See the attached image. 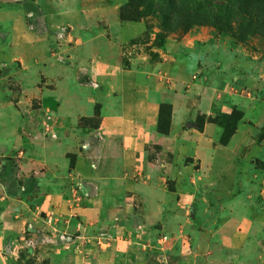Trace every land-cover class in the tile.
I'll return each instance as SVG.
<instances>
[{
  "label": "crops",
  "instance_id": "0c3cea01",
  "mask_svg": "<svg viewBox=\"0 0 264 264\" xmlns=\"http://www.w3.org/2000/svg\"><path fill=\"white\" fill-rule=\"evenodd\" d=\"M106 3L0 0V264H255V204L206 197L220 158L239 170L251 144L241 129L222 145L209 121L234 96L187 52L127 47L142 31ZM76 12L93 22L72 25Z\"/></svg>",
  "mask_w": 264,
  "mask_h": 264
},
{
  "label": "rangeland",
  "instance_id": "374dc122",
  "mask_svg": "<svg viewBox=\"0 0 264 264\" xmlns=\"http://www.w3.org/2000/svg\"><path fill=\"white\" fill-rule=\"evenodd\" d=\"M105 1L120 5L118 17L112 13L113 19L140 23L131 24L142 33L127 47L151 61L161 60L162 54L187 52L202 69L207 83L216 90L227 89L225 97L234 96L232 110L209 121L219 125L222 134L226 128L230 131V122L236 121L229 142L242 129L241 133H249L247 143L251 144L239 160V170L236 154L227 152L220 158L223 164L209 174L206 197L226 204L239 198L251 199L258 214L257 237L262 247L255 264H264V0H249L237 7L228 0H97L99 7H104ZM242 16L245 19L239 20ZM66 18L74 26L85 20L93 22L88 20L91 16L78 12ZM67 31L60 30L63 35ZM130 33L133 30L123 29L121 37L126 39ZM112 37L116 38V31ZM197 122L202 125L204 119ZM45 132L50 130L45 128ZM246 139L240 135L232 145L235 152H240ZM4 247L2 243L3 256Z\"/></svg>",
  "mask_w": 264,
  "mask_h": 264
},
{
  "label": "trees",
  "instance_id": "16d2710c",
  "mask_svg": "<svg viewBox=\"0 0 264 264\" xmlns=\"http://www.w3.org/2000/svg\"><path fill=\"white\" fill-rule=\"evenodd\" d=\"M249 0H228V2H231L234 6H238L240 4H246V3H249L248 2ZM253 16L256 14H252ZM242 19H245V16H242L239 18V20H242ZM169 111V108L168 106H163L162 107V110H161V114H160V118H159V129L162 133H167L168 132V129H169V126H170V113L168 112ZM87 120L84 121V123H86ZM222 123V122H221ZM230 126H231V129L230 131L227 132V128L224 130L223 134H222V137L220 139V143L222 145H227L228 142H229V139L231 137V135L234 133L236 127H237V123L236 121H232L230 122ZM199 128L202 129V125L200 124L199 125Z\"/></svg>",
  "mask_w": 264,
  "mask_h": 264
},
{
  "label": "water",
  "instance_id": "95a60500",
  "mask_svg": "<svg viewBox=\"0 0 264 264\" xmlns=\"http://www.w3.org/2000/svg\"><path fill=\"white\" fill-rule=\"evenodd\" d=\"M16 250H17V245L15 244L14 239H11L7 243V246L5 248V252H6V254L14 255L16 253Z\"/></svg>",
  "mask_w": 264,
  "mask_h": 264
},
{
  "label": "built area",
  "instance_id": "2783aa9c",
  "mask_svg": "<svg viewBox=\"0 0 264 264\" xmlns=\"http://www.w3.org/2000/svg\"><path fill=\"white\" fill-rule=\"evenodd\" d=\"M47 130H50V127L48 126V125H46V127H45ZM50 219H51V216H50ZM161 241H163L164 243H166L167 241H168V238L166 237V236H163L162 238H161Z\"/></svg>",
  "mask_w": 264,
  "mask_h": 264
}]
</instances>
